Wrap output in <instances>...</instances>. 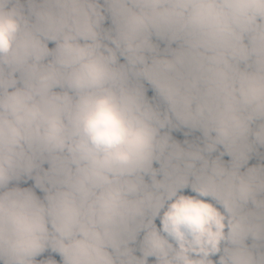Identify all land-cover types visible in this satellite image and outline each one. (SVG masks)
Segmentation results:
<instances>
[{
    "label": "clouds",
    "instance_id": "clouds-1",
    "mask_svg": "<svg viewBox=\"0 0 264 264\" xmlns=\"http://www.w3.org/2000/svg\"><path fill=\"white\" fill-rule=\"evenodd\" d=\"M0 264H264V0H0Z\"/></svg>",
    "mask_w": 264,
    "mask_h": 264
},
{
    "label": "rangeland",
    "instance_id": "rangeland-1",
    "mask_svg": "<svg viewBox=\"0 0 264 264\" xmlns=\"http://www.w3.org/2000/svg\"><path fill=\"white\" fill-rule=\"evenodd\" d=\"M254 162V161H253ZM43 258V257H42ZM54 258L55 259H57V260H59L60 258H59V256H54Z\"/></svg>",
    "mask_w": 264,
    "mask_h": 264
},
{
    "label": "trees",
    "instance_id": "trees-1",
    "mask_svg": "<svg viewBox=\"0 0 264 264\" xmlns=\"http://www.w3.org/2000/svg\"><path fill=\"white\" fill-rule=\"evenodd\" d=\"M53 256H58V255H56V254H52Z\"/></svg>",
    "mask_w": 264,
    "mask_h": 264
}]
</instances>
